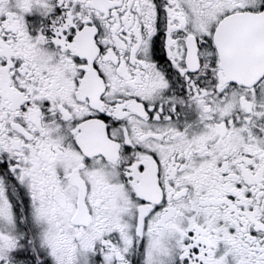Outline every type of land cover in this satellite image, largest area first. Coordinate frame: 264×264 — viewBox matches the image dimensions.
Wrapping results in <instances>:
<instances>
[{
    "label": "snow or ice",
    "instance_id": "obj_1",
    "mask_svg": "<svg viewBox=\"0 0 264 264\" xmlns=\"http://www.w3.org/2000/svg\"><path fill=\"white\" fill-rule=\"evenodd\" d=\"M0 264H264V0H0Z\"/></svg>",
    "mask_w": 264,
    "mask_h": 264
}]
</instances>
